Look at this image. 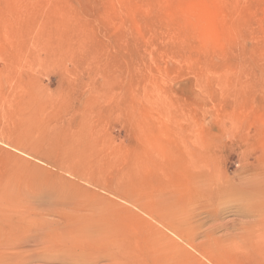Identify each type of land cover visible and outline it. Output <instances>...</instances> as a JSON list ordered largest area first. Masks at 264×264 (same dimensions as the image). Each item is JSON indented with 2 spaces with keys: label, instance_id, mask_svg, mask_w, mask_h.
<instances>
[{
  "label": "rangeland",
  "instance_id": "1",
  "mask_svg": "<svg viewBox=\"0 0 264 264\" xmlns=\"http://www.w3.org/2000/svg\"><path fill=\"white\" fill-rule=\"evenodd\" d=\"M197 262L264 264V0H0V264Z\"/></svg>",
  "mask_w": 264,
  "mask_h": 264
},
{
  "label": "bare ground",
  "instance_id": "2",
  "mask_svg": "<svg viewBox=\"0 0 264 264\" xmlns=\"http://www.w3.org/2000/svg\"><path fill=\"white\" fill-rule=\"evenodd\" d=\"M75 222H78V221H75ZM75 222H74V223H73V222H67V225H66L65 228L68 229L70 233H73V232H75V231L78 230V227H77V224H78V223H75ZM168 237H169V236H168ZM211 238H212V237H211ZM210 240L213 241V239H210ZM212 241H210V242H212ZM174 242H175V241H174ZM212 243H213V242H212ZM216 243L219 244V242H217V240H216V242H215V245H216ZM168 244H169V243H168ZM172 244H173V245H172ZM169 245H170V244H169ZM211 245H212V244L210 243L209 246H211ZM215 245H214V246H215ZM172 246L177 247L178 250H186V247H185V245H183V244L173 243V242H172V243H171V247H172ZM188 246H190V245L188 244ZM217 246H218V245H217ZM212 247H213V245L211 246V248H212ZM190 248L193 249V250H196V247H194V246H190ZM198 248H199V247H198ZM206 249L209 251L208 248H206ZM174 250H175V249H174ZM193 250H192V251H193ZM176 251H177V250H176ZM176 251H175V252H176ZM199 251H200V250H199ZM211 251H213V250H211ZM180 252H181V251H180ZM184 252H185V251H184ZM193 252H194V251H193ZM200 252H202V251H200ZM200 252H199V254H201ZM213 252H214V251H213ZM196 253H197V250H196ZM196 253H195V254H196ZM209 254H210V253H209ZM209 254H208V256H209ZM196 255H197V254H196ZM202 255H203V254H202ZM202 255H201V256H202ZM190 257H191V256H190ZM199 257H200V256H199ZM197 258H198V257H197ZM205 258H206V256H205ZM214 258H215V256H214ZM208 259H209V258H208ZM210 259L212 260L213 258L210 257ZM198 260H199V259H198ZM205 260H206V259H205ZM201 261H202V263H203V259H202V258H201ZM206 261H207V260H206ZM199 262H200V261H199ZM219 262H220V261H219ZM210 263H213V260H212ZM220 263H221V262H220ZM197 264H198V262H197ZM200 264H201V263H200Z\"/></svg>",
  "mask_w": 264,
  "mask_h": 264
}]
</instances>
